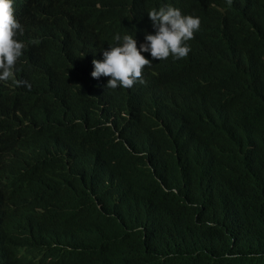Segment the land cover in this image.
Segmentation results:
<instances>
[{
    "label": "trees",
    "instance_id": "trees-1",
    "mask_svg": "<svg viewBox=\"0 0 264 264\" xmlns=\"http://www.w3.org/2000/svg\"><path fill=\"white\" fill-rule=\"evenodd\" d=\"M169 5L201 20L188 56L153 60L133 91L81 88L89 130L61 131L65 156L47 148L57 127L46 126V110L73 93L70 73L103 60L118 33L144 44L156 31L148 12ZM14 8L26 47L14 78L0 82L8 166L0 264H23L10 248L24 241L44 247L49 264H264V0H14ZM46 72L56 82L42 88ZM25 103L36 110L29 120L9 107ZM102 106L130 149L103 124ZM90 139L96 171L67 167L85 169Z\"/></svg>",
    "mask_w": 264,
    "mask_h": 264
},
{
    "label": "clouds",
    "instance_id": "clouds-1",
    "mask_svg": "<svg viewBox=\"0 0 264 264\" xmlns=\"http://www.w3.org/2000/svg\"><path fill=\"white\" fill-rule=\"evenodd\" d=\"M230 2V0H229ZM183 8L171 5L160 7L158 10L153 8L148 12L149 19L153 22L155 34L146 35L145 43L138 47L137 40L132 35H121L118 33L114 39L117 41L115 46H111L103 52V60H100L102 53L91 58L90 49L81 52V59L91 58L80 75L71 74L70 88L73 93L69 94L68 99L57 110L50 107L46 110V126L51 122L56 124L55 138L47 148L58 152L59 156L66 155V146L61 131L63 129H73L81 125V131L87 132L88 126L83 123L82 115L89 109L91 103L82 97L86 90L93 86H102L105 89L133 91L142 86L147 78L143 74L146 67H151L153 60H166L170 56L174 59L186 58L191 51L187 42L194 38L201 25L199 17L182 14ZM24 34V27L15 15L14 0H0V82L12 80L18 60L23 56L25 43L18 39ZM143 53H150L152 59H148ZM264 61V57H263ZM78 72V71H76ZM77 76V77H75ZM51 73L40 75L39 84L48 88L55 83ZM17 85H26L29 89L31 84L27 81L16 80ZM81 88H85L83 90ZM28 103L14 105L9 104L10 109L17 117L29 120L35 114L34 108H28ZM103 124L106 126L105 118H112L113 124L109 127H116V118L108 114L107 108H101ZM116 132V141L118 134ZM129 136L128 134H124ZM87 141L89 156L81 167L77 168L74 160L67 163V167L72 170L81 169L78 173L90 172L94 163L97 162L95 150H91ZM4 155L0 153V174L7 173ZM22 170V169H21ZM0 197V204L3 201ZM25 202L21 200L18 204ZM17 261L23 264H49L47 251L44 247L34 246L28 241L10 248Z\"/></svg>",
    "mask_w": 264,
    "mask_h": 264
},
{
    "label": "rangeland",
    "instance_id": "rangeland-1",
    "mask_svg": "<svg viewBox=\"0 0 264 264\" xmlns=\"http://www.w3.org/2000/svg\"><path fill=\"white\" fill-rule=\"evenodd\" d=\"M106 120V126L109 127L110 125L113 124V120L112 118H105ZM94 141H90L89 142V147L91 150H94L93 148V143ZM118 142L121 144V146L125 149H130L132 146V139L129 136H125L123 135L121 132L118 134ZM97 168V162L94 163V165L92 166L90 172L86 173V174H91L94 171H96Z\"/></svg>",
    "mask_w": 264,
    "mask_h": 264
},
{
    "label": "bare ground",
    "instance_id": "bare-ground-1",
    "mask_svg": "<svg viewBox=\"0 0 264 264\" xmlns=\"http://www.w3.org/2000/svg\"><path fill=\"white\" fill-rule=\"evenodd\" d=\"M49 9V8H48ZM41 10V9H40ZM44 11V10H43ZM36 13H38L37 11H36ZM44 13V12H43ZM17 14H19V13H17ZM26 14V13H25ZM39 14H40V12H39ZM45 14H47V13H45ZM36 17H37V15H35ZM39 16V15H38ZM21 18H23V17H21ZM38 18V17H37ZM24 19V18H23ZM35 19V18H34ZM42 19V18H41ZM25 22V21H24ZM33 22H35V21H33ZM27 23V22H26ZM33 24V23H32ZM37 24V23H36ZM35 24V25H36ZM39 25V24H38ZM32 26V25H31ZM37 26V25H36ZM29 27H30V25H29ZM55 29V28H54ZM55 32H56V29H55ZM56 37H57V35H56ZM42 40V39H41ZM45 43V42H44ZM42 46H43V44H42ZM48 47V46H47ZM46 48V47H45ZM50 48V47H49ZM41 52V51H40ZM43 52H46V49H45V51H43ZM48 53H49V49H48ZM43 88V87H42ZM45 89V88H44ZM30 97V96H29ZM43 107V106H42ZM42 107H40V110L42 109ZM46 108H47V106H46ZM59 109V108H58ZM5 110V109H4ZM39 111V110H38ZM42 111V110H41ZM1 112V111H0ZM3 112V111H2ZM1 112V113H2ZM4 112H6V111H4ZM35 112H36V110H35ZM38 113V112H37ZM39 114H40V112H39ZM0 115H2V114H0ZM5 115V114H4ZM40 116V115H39ZM25 120V119H24ZM46 121V120H45ZM80 126V125H79ZM76 128V127H75ZM33 136V135H32ZM72 136V135H71ZM37 137V136H36ZM68 137V136H67ZM31 138V137H30ZM27 139H29V138H27ZM68 139V138H67ZM71 139V138H70ZM68 141V140H67ZM70 141V140H69ZM31 143V142H30ZM71 143V142H70ZM3 144V143H2ZM7 145V144H6ZM31 145H32V143H31ZM36 145H38V144H36ZM35 145V146H36ZM27 146V145H26ZM29 146V145H28ZM37 147V146H36ZM27 148V147H26ZM29 148V147H28ZM23 149V148H22ZM35 149V148H34ZM37 150V149H36ZM31 151V150H30ZM29 151V152H30ZM34 152H35V150H33ZM41 151V150H40ZM25 152H26V150H25ZM32 152V151H31ZM49 152H51V151H49ZM20 153V152H19ZM43 154V153H42ZM45 154V153H44ZM22 155V154H21ZM56 156V155H55ZM18 157V156H17ZM29 157V156H28ZM26 159V158H25ZM29 161V160H28ZM6 163V162H5ZM20 163V162H19ZM26 163H30V162H26ZM8 164V163H7ZM23 164V163H22ZM48 164V163H47ZM47 164H46V167H48L47 166ZM49 165V164H48ZM45 167V166H44ZM7 168H8V166H7ZM26 168V167H25ZM29 168V167H28ZM23 170V169H22ZM56 170V169H55ZM27 171V170H26ZM22 172V171H21ZM51 176V175H50ZM47 177V176H46ZM45 178V177H44ZM43 178V179H44ZM40 179H41V177H40ZM32 180V179H31ZM49 180V179H48ZM33 181H34V178H33ZM42 181V180H41ZM51 181V180H50ZM52 183V182H51ZM54 183V182H53ZM82 219V218H81ZM84 219V218H83ZM125 242V241H124ZM129 244V243H128Z\"/></svg>",
    "mask_w": 264,
    "mask_h": 264
}]
</instances>
